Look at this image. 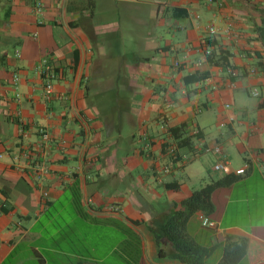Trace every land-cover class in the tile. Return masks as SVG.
<instances>
[{"label":"crops","instance_id":"crops-1","mask_svg":"<svg viewBox=\"0 0 264 264\" xmlns=\"http://www.w3.org/2000/svg\"><path fill=\"white\" fill-rule=\"evenodd\" d=\"M180 123L181 152L220 145L232 169L249 165L214 191L215 227L202 212L187 223L215 247L205 264H221L227 235L248 239L238 264H264V0H0V264H185L160 255L173 246L159 228L196 190L181 177L218 157L164 173Z\"/></svg>","mask_w":264,"mask_h":264},{"label":"trees","instance_id":"trees-1","mask_svg":"<svg viewBox=\"0 0 264 264\" xmlns=\"http://www.w3.org/2000/svg\"><path fill=\"white\" fill-rule=\"evenodd\" d=\"M174 12L178 16H180L179 12L182 16L187 15L186 10L182 8H177ZM209 60L213 64L218 62L214 60L212 55H210ZM203 78H205L204 74H193L186 77V82L199 81ZM168 132L177 146L181 148L191 146V137L188 134L186 123L173 126L168 129ZM238 179V175L227 174L223 178L212 180L201 188L194 190L188 197L176 204L168 219L162 222L159 228L162 236L172 244L173 251L167 253L160 248V255L171 257L185 264H205L206 259L213 253L215 247L198 243L187 232V223L198 212L210 215L214 210L212 200L214 191L220 187L230 186ZM158 234H156L157 242L161 237ZM248 244V239L245 237L227 235L223 244V255L220 263L238 264L246 257Z\"/></svg>","mask_w":264,"mask_h":264},{"label":"built area","instance_id":"built-area-1","mask_svg":"<svg viewBox=\"0 0 264 264\" xmlns=\"http://www.w3.org/2000/svg\"><path fill=\"white\" fill-rule=\"evenodd\" d=\"M37 9L40 11L41 5L40 3H37ZM208 31L209 34L214 36L219 32V28L215 25H209L208 26ZM208 54H211V50L207 51ZM17 55H20L19 51H17ZM175 66H180V62L179 61H175ZM39 72L41 73V75H43L46 79L45 85H44V91H43V96L45 98V100H48L52 97L54 90H55V84H54V77L56 76V72L54 70V66L48 62L47 60H43L40 65L38 66ZM253 72L257 71V68H253L252 69ZM232 75H236V71L235 70H230ZM252 94L254 96H258L259 95V91L257 88H253V90L251 91ZM169 106V104H167ZM229 106V105H227ZM233 119V118H231ZM167 118H163L161 120V126L162 127H166V122H167ZM41 132V140L39 143V147L41 148H46L48 147L49 142L51 141L52 137L50 135V133L42 128L40 130ZM170 137L171 134L169 133ZM172 139V137H171ZM62 143H65V141L63 140ZM150 144L147 143L146 147H149ZM164 151L165 154L168 155L169 157V164L165 165L163 167V172L167 173L171 171V168L181 162V161H189L191 156L194 154L197 156H200L201 154H203L204 152H211L214 155H216L218 158L216 160V162L214 163V170H216L217 172L223 173V174H235L238 176H242L244 174L247 173L248 169H249V165L245 164L242 167H239L237 169H232V167L230 166V163L226 157V154L223 150V148L220 145H214V146H201V147H197L194 149V153L187 154V153H183L180 151V147L177 146L176 143H174L172 140H169L168 142H165V147H164ZM2 155H0L1 157ZM107 209H109V211H116L119 210L120 208L117 205H110L107 207ZM201 222L202 225L205 227H215L216 226V222L214 220H212L208 215L203 214L201 217Z\"/></svg>","mask_w":264,"mask_h":264},{"label":"rangeland","instance_id":"rangeland-1","mask_svg":"<svg viewBox=\"0 0 264 264\" xmlns=\"http://www.w3.org/2000/svg\"><path fill=\"white\" fill-rule=\"evenodd\" d=\"M210 167H212L211 163H207L205 164V166L203 165V167L198 170V174L193 177L192 181L189 180L187 176H184L183 178L181 177V180H183L184 182H188L190 189H199L204 186L207 182L217 180L219 176L218 174H222L214 169L211 170Z\"/></svg>","mask_w":264,"mask_h":264}]
</instances>
